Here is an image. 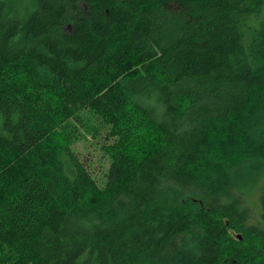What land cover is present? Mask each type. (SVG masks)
Masks as SVG:
<instances>
[{
    "label": "trees",
    "instance_id": "1",
    "mask_svg": "<svg viewBox=\"0 0 264 264\" xmlns=\"http://www.w3.org/2000/svg\"><path fill=\"white\" fill-rule=\"evenodd\" d=\"M0 114V264H264V0H0Z\"/></svg>",
    "mask_w": 264,
    "mask_h": 264
},
{
    "label": "rangeland",
    "instance_id": "2",
    "mask_svg": "<svg viewBox=\"0 0 264 264\" xmlns=\"http://www.w3.org/2000/svg\"><path fill=\"white\" fill-rule=\"evenodd\" d=\"M1 114H0V125H1ZM85 121V118H84ZM91 122V121H90ZM92 123V122H91ZM93 124V123H92ZM79 128V127H78ZM80 132L74 133L75 136L73 142V148L76 152L83 156H94L96 162H100L104 167L106 166L105 159L102 160L99 148L96 146V140L93 136H90L84 132V129L80 127ZM78 130V131H79ZM72 135V136H73ZM93 167V165H92ZM98 169L99 165H97ZM250 183V182H249ZM262 184V178H259L255 184H248L246 187L241 189L243 198L246 200L247 205L255 212H259V187Z\"/></svg>",
    "mask_w": 264,
    "mask_h": 264
}]
</instances>
